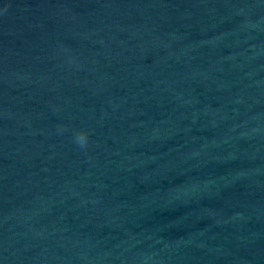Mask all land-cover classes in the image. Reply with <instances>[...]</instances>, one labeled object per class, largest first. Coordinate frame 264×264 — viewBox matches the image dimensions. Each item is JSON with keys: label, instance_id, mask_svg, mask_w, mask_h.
<instances>
[{"label": "water", "instance_id": "water-1", "mask_svg": "<svg viewBox=\"0 0 264 264\" xmlns=\"http://www.w3.org/2000/svg\"><path fill=\"white\" fill-rule=\"evenodd\" d=\"M0 264H264V0H0Z\"/></svg>", "mask_w": 264, "mask_h": 264}, {"label": "clouds", "instance_id": "clouds-1", "mask_svg": "<svg viewBox=\"0 0 264 264\" xmlns=\"http://www.w3.org/2000/svg\"><path fill=\"white\" fill-rule=\"evenodd\" d=\"M89 133L84 129H78L73 132V139L76 144L81 147H84L88 143Z\"/></svg>", "mask_w": 264, "mask_h": 264}]
</instances>
